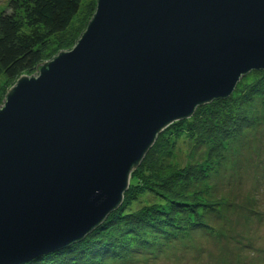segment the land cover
<instances>
[{
    "label": "water",
    "instance_id": "obj_1",
    "mask_svg": "<svg viewBox=\"0 0 264 264\" xmlns=\"http://www.w3.org/2000/svg\"><path fill=\"white\" fill-rule=\"evenodd\" d=\"M264 71V0H96L0 106V264L84 238L157 134Z\"/></svg>",
    "mask_w": 264,
    "mask_h": 264
},
{
    "label": "trees",
    "instance_id": "obj_2",
    "mask_svg": "<svg viewBox=\"0 0 264 264\" xmlns=\"http://www.w3.org/2000/svg\"><path fill=\"white\" fill-rule=\"evenodd\" d=\"M82 2L83 0L8 2L5 11L0 13V78L3 77L0 82V105L8 88L20 76L34 74L42 63L53 56L46 53L49 39L61 36L67 30ZM95 4L96 0H90L86 6L88 17L84 19L82 27L75 37H61L57 50L71 49L74 46L93 16ZM256 73L260 78L245 87L244 91L235 89L237 95L201 104L189 117L173 121L160 131L132 169L121 203L84 239L55 252L34 256L27 264L35 261L37 263L34 264H80L108 255L111 251L107 242L114 239L112 233L118 231L121 225L129 235H134L144 227L155 229L157 233L165 232V227L192 232L196 229H191V226H202L203 223L180 226L176 217L184 216L189 219L198 215L197 208H209L217 204L205 203L198 198L187 201L178 189L192 182L205 181L212 174V159L218 157L216 161L220 162L225 158L229 144L258 122L252 121L241 109L253 97H259L258 100L262 98L264 102V95H261L264 93V71ZM181 136L188 137L194 147L206 153L204 165L178 168L164 162V159L170 158L173 144ZM148 195L159 198L167 211L161 208V204L155 203L132 209L133 204Z\"/></svg>",
    "mask_w": 264,
    "mask_h": 264
},
{
    "label": "rangeland",
    "instance_id": "obj_3",
    "mask_svg": "<svg viewBox=\"0 0 264 264\" xmlns=\"http://www.w3.org/2000/svg\"><path fill=\"white\" fill-rule=\"evenodd\" d=\"M9 1L0 0V13L5 11ZM89 3L90 0H83L67 30L61 36L49 39L46 53L53 56L47 61L62 51L70 50V47L57 50L59 39L76 36L88 17L86 6ZM256 72L243 75L235 89L244 91L254 83L260 78ZM2 80L3 77L0 82ZM235 89L231 95L238 94ZM258 99L253 97L241 106L243 113L258 122L229 144L225 158L220 162L216 161L218 157L212 159V174L205 181L192 182L178 189L187 201L198 198L205 203L217 204L197 208L198 215L189 219L176 217L180 226L203 223L202 226H191V229H196L192 232L165 227V232L157 233L155 229L144 227L129 235L121 225L112 233L114 239L107 242L111 251L108 255L80 264H264V102L262 98ZM204 153L194 147L188 137L181 136L173 144L170 158L164 162L178 168L199 167L205 164ZM153 203L161 204V208L167 211L159 198L150 195L141 197L132 209Z\"/></svg>",
    "mask_w": 264,
    "mask_h": 264
},
{
    "label": "bare ground",
    "instance_id": "obj_4",
    "mask_svg": "<svg viewBox=\"0 0 264 264\" xmlns=\"http://www.w3.org/2000/svg\"><path fill=\"white\" fill-rule=\"evenodd\" d=\"M158 135V134H157Z\"/></svg>",
    "mask_w": 264,
    "mask_h": 264
}]
</instances>
